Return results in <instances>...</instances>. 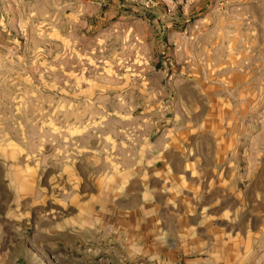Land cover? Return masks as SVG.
<instances>
[{"label":"rangeland","instance_id":"374dc122","mask_svg":"<svg viewBox=\"0 0 264 264\" xmlns=\"http://www.w3.org/2000/svg\"><path fill=\"white\" fill-rule=\"evenodd\" d=\"M0 264H264V0H0Z\"/></svg>","mask_w":264,"mask_h":264}]
</instances>
